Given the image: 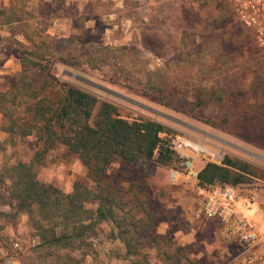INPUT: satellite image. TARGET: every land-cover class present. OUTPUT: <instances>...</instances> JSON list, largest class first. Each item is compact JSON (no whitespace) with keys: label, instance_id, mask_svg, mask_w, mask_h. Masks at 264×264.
I'll return each mask as SVG.
<instances>
[{"label":"rangeland","instance_id":"obj_1","mask_svg":"<svg viewBox=\"0 0 264 264\" xmlns=\"http://www.w3.org/2000/svg\"><path fill=\"white\" fill-rule=\"evenodd\" d=\"M30 1L39 9L36 14L42 16L45 31L53 38L69 37L75 33L71 30L74 20L93 16L95 19L85 23L93 28V37L88 38L91 42L113 50L128 48V52H104L107 65L100 69L87 63L69 67L55 61L52 73L61 81L115 104L129 121L147 118L168 123L175 134L202 142L214 156L215 162H208L216 163L230 155L256 162L261 166H255L264 170V51L225 0H152L149 5L143 0L131 13L119 11L121 0ZM90 2L93 8L87 6ZM7 4L8 0H0V7ZM112 12L114 15L107 16ZM129 16L134 18V26L125 20ZM19 41L23 42L20 28H0V76L19 70ZM142 44L159 55L145 50ZM62 49L67 52L73 46L65 43ZM89 51L94 56L100 50L95 47ZM96 53L95 57L102 55ZM172 82L177 88L185 84L187 91L180 97L186 100H194L198 88L205 97L215 98L203 112L193 108L190 114L199 117L202 112L217 124L156 104L128 87L138 90ZM35 143L33 137L10 142L0 129V177L10 164L28 163ZM172 168L175 165L150 164L140 169L114 162L106 169L102 197L107 194L115 200L111 208L122 221V228L129 230L136 253L128 258L124 257L126 248L117 237L118 230L110 221L98 225L97 236H88V245L80 250L41 253L37 247L40 240L28 216L13 204L2 203L6 198L0 193V264H233L237 248L231 244H225L227 255L223 259L208 257L201 243L203 237L211 246H220V239L214 236V226H208L202 216L193 185L183 179L172 181ZM85 175L80 161L59 148L49 153L46 165L39 167L37 179L68 194L73 183ZM241 189L253 198L260 191L264 195V180L255 179ZM1 190L6 188L0 182ZM99 202L89 201L85 208L95 210Z\"/></svg>","mask_w":264,"mask_h":264},{"label":"trees","instance_id":"obj_2","mask_svg":"<svg viewBox=\"0 0 264 264\" xmlns=\"http://www.w3.org/2000/svg\"><path fill=\"white\" fill-rule=\"evenodd\" d=\"M87 6L93 8L91 2ZM36 12L39 9L30 0H8L6 6L0 7V28L16 26L23 36V42H17L19 70L0 76V129L10 142L15 138L36 140L28 163L18 161L3 170L0 182L6 190L0 193L6 202L2 203L13 204L18 212L28 216L30 227L40 240L37 247L41 253L80 250L88 245V236H97L98 225L110 221L125 245L124 257L134 256L135 246L130 242L129 230L122 228V221L111 208V204L116 205L115 200L107 194L102 197L101 182L107 167L114 162L140 169L150 164L175 165L172 169H181L182 160L168 149L167 139L159 137L160 133L173 135L175 132L147 118L129 121L115 104L99 100L91 92L56 77L52 73L55 61L69 67L87 63L100 69L107 65L104 52H128V48L113 50L91 42L88 38L93 37V28L86 27L85 23L95 19L93 16L74 20L71 30L75 33L69 37L53 38L46 33L42 16ZM65 43L71 44L73 50L65 52L62 49ZM77 46L83 49L77 50ZM95 47L102 55L95 57L94 52L93 56L89 50ZM142 47L159 55L148 45L142 44ZM173 84L149 85L138 90L132 85L128 87L156 104L184 114H190L193 108L203 112L215 101L201 94V88L195 90L194 100H186L180 97L187 91L185 84H178L179 88ZM202 112L199 117L190 116L215 123ZM59 148L75 156L86 169V175L73 183L68 194L37 179L39 167L46 165L49 153ZM259 178L264 180V170L230 155H224L220 164L206 162L197 174L201 187L220 185L240 190ZM93 200H100L99 206L95 210L85 208Z\"/></svg>","mask_w":264,"mask_h":264},{"label":"built area","instance_id":"obj_3","mask_svg":"<svg viewBox=\"0 0 264 264\" xmlns=\"http://www.w3.org/2000/svg\"><path fill=\"white\" fill-rule=\"evenodd\" d=\"M225 1L243 28L251 32L256 45L264 51V0ZM159 137L167 139L168 149L182 160L181 169L170 170V179L174 182L183 179L193 185L202 216L215 221L222 239L237 248L233 264H264V234L259 233L249 216L252 194L230 186L201 187L197 180V162L203 159L214 161L207 147L182 133H160Z\"/></svg>","mask_w":264,"mask_h":264},{"label":"crops","instance_id":"obj_4","mask_svg":"<svg viewBox=\"0 0 264 264\" xmlns=\"http://www.w3.org/2000/svg\"><path fill=\"white\" fill-rule=\"evenodd\" d=\"M142 1L143 0H121L122 8H120L119 11L130 12V13L133 11H136L138 8L137 5L139 6L140 2H142ZM148 1H149L148 5L151 4L152 0H148ZM132 2L135 3L136 6L133 5ZM111 15H114V12L108 14L107 16H111ZM125 20L130 22L132 24V26L135 25V20L133 17H131V16L125 17ZM113 21H115V20H113ZM157 121H159L160 123H162L168 127H172L166 122H162L160 120H157ZM204 164H205V161L197 162V170L198 171L201 170L203 168ZM253 164L261 166L260 164H258L256 162L255 163L253 162ZM262 167H264V166H262ZM261 192L262 191H260L258 194H256L255 198H253V204L251 205V207L249 209V216H250L251 221L256 226L257 230L259 231V233L264 234V195L261 194ZM206 222H207L208 226H212V227L214 226L212 230L214 231V236L216 238L218 237L220 239V240L218 239L220 242V246H219V243H218V246H217V243H214V246H211L210 243L207 242V239L205 237H203V241L201 243H202V245H204L205 251H206V253L209 254L208 257L210 259H213V260L216 258L223 259L224 256L227 255V250L225 248V244L227 242L222 239L220 232H219V226L215 221L207 220ZM182 244L185 245V240H184V242H182ZM227 244H229V243H227ZM210 247H213V248L210 249ZM233 247L236 248L235 246H233ZM214 248H217V250H214ZM211 250H212V252H211ZM210 256H212V257H210Z\"/></svg>","mask_w":264,"mask_h":264}]
</instances>
